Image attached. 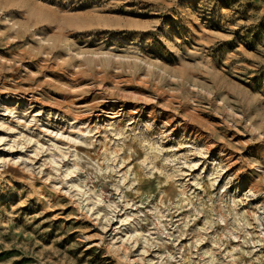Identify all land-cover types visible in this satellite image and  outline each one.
Returning <instances> with one entry per match:
<instances>
[{"label":"rangeland","instance_id":"1","mask_svg":"<svg viewBox=\"0 0 264 264\" xmlns=\"http://www.w3.org/2000/svg\"><path fill=\"white\" fill-rule=\"evenodd\" d=\"M0 264H264V0H0Z\"/></svg>","mask_w":264,"mask_h":264}]
</instances>
